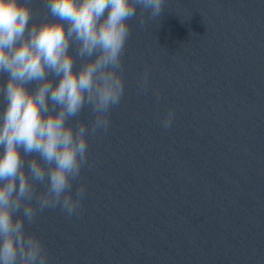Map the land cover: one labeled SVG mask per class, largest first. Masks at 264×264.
<instances>
[{
	"label": "clouds",
	"instance_id": "clouds-1",
	"mask_svg": "<svg viewBox=\"0 0 264 264\" xmlns=\"http://www.w3.org/2000/svg\"><path fill=\"white\" fill-rule=\"evenodd\" d=\"M164 5L165 0H43L47 15L36 23L32 0H0V75L7 74V82H0L5 102L0 109V264H48L47 249L26 232L25 221L33 223L45 209L59 208L68 217L80 211L86 187L79 183L74 190V184L88 163L89 136L108 130L111 109L125 93L122 57L129 21L138 6L157 18ZM73 44L84 60L79 69L70 52ZM50 73L59 78L55 85ZM33 82L36 87L29 90ZM138 87L147 91L148 69ZM85 106L94 115L91 128L69 123ZM173 119L170 110L161 126L167 130Z\"/></svg>",
	"mask_w": 264,
	"mask_h": 264
}]
</instances>
